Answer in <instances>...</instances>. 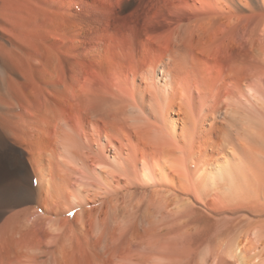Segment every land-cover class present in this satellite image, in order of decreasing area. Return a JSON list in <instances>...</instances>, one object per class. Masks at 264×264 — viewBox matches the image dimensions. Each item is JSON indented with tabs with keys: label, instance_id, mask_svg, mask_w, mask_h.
Returning a JSON list of instances; mask_svg holds the SVG:
<instances>
[{
	"label": "bare ground",
	"instance_id": "obj_1",
	"mask_svg": "<svg viewBox=\"0 0 264 264\" xmlns=\"http://www.w3.org/2000/svg\"><path fill=\"white\" fill-rule=\"evenodd\" d=\"M0 264H264V0H0Z\"/></svg>",
	"mask_w": 264,
	"mask_h": 264
}]
</instances>
